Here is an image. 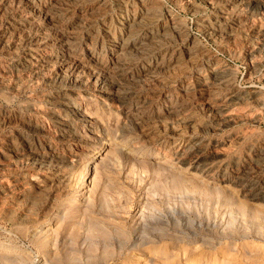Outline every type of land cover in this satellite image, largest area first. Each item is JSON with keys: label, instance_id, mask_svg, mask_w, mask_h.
Listing matches in <instances>:
<instances>
[{"label": "rangeland", "instance_id": "1", "mask_svg": "<svg viewBox=\"0 0 264 264\" xmlns=\"http://www.w3.org/2000/svg\"><path fill=\"white\" fill-rule=\"evenodd\" d=\"M0 264H264V0H0Z\"/></svg>", "mask_w": 264, "mask_h": 264}, {"label": "bare ground", "instance_id": "2", "mask_svg": "<svg viewBox=\"0 0 264 264\" xmlns=\"http://www.w3.org/2000/svg\"><path fill=\"white\" fill-rule=\"evenodd\" d=\"M182 135V134H181Z\"/></svg>", "mask_w": 264, "mask_h": 264}]
</instances>
